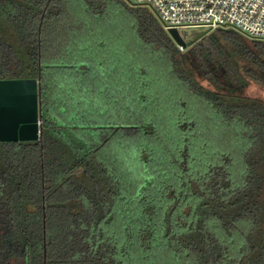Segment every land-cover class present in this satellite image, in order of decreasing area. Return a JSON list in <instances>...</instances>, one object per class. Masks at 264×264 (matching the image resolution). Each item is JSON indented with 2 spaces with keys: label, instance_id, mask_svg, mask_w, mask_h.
I'll list each match as a JSON object with an SVG mask.
<instances>
[{
  "label": "trees",
  "instance_id": "16d2710c",
  "mask_svg": "<svg viewBox=\"0 0 264 264\" xmlns=\"http://www.w3.org/2000/svg\"><path fill=\"white\" fill-rule=\"evenodd\" d=\"M40 137L0 141V264H264V41L180 51L123 0H0V81Z\"/></svg>",
  "mask_w": 264,
  "mask_h": 264
},
{
  "label": "built area",
  "instance_id": "2783aa9c",
  "mask_svg": "<svg viewBox=\"0 0 264 264\" xmlns=\"http://www.w3.org/2000/svg\"><path fill=\"white\" fill-rule=\"evenodd\" d=\"M123 1L148 9L167 33L170 29H231L248 39L264 41V0Z\"/></svg>",
  "mask_w": 264,
  "mask_h": 264
},
{
  "label": "water",
  "instance_id": "95a60500",
  "mask_svg": "<svg viewBox=\"0 0 264 264\" xmlns=\"http://www.w3.org/2000/svg\"><path fill=\"white\" fill-rule=\"evenodd\" d=\"M207 29L168 30L173 42L185 49ZM39 83L35 79L0 81V141H37L40 137Z\"/></svg>",
  "mask_w": 264,
  "mask_h": 264
}]
</instances>
